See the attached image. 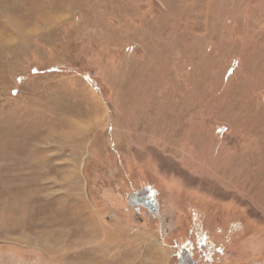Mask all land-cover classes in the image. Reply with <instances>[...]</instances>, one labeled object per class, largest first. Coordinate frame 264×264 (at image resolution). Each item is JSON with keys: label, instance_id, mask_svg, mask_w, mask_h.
Listing matches in <instances>:
<instances>
[{"label": "rangeland", "instance_id": "1", "mask_svg": "<svg viewBox=\"0 0 264 264\" xmlns=\"http://www.w3.org/2000/svg\"><path fill=\"white\" fill-rule=\"evenodd\" d=\"M185 249L264 264V0H0V264Z\"/></svg>", "mask_w": 264, "mask_h": 264}, {"label": "flooded vegetation", "instance_id": "2", "mask_svg": "<svg viewBox=\"0 0 264 264\" xmlns=\"http://www.w3.org/2000/svg\"><path fill=\"white\" fill-rule=\"evenodd\" d=\"M147 189L151 188H145L140 190L137 193V198L134 199V204H131L132 206H135L137 208H140L145 210V212L149 214H158V210L160 207V202L157 198V192L155 193V199L157 201V206L155 207V204L151 202L152 199H154L153 196H149V192L146 191V194L143 192ZM129 199L131 200V196H129ZM156 208V209H155ZM156 212V213H155ZM176 264H198V262L191 256V253L188 249H185L183 253L180 255L179 260Z\"/></svg>", "mask_w": 264, "mask_h": 264}, {"label": "water", "instance_id": "3", "mask_svg": "<svg viewBox=\"0 0 264 264\" xmlns=\"http://www.w3.org/2000/svg\"><path fill=\"white\" fill-rule=\"evenodd\" d=\"M146 191L149 192V196H153V197H154V199H152L151 202H152L153 204H155V207H156V206H157V201H156V199H155V193H156V191L153 190V189H147V190H145V191H143V192L146 194ZM136 198H137V193L131 195L130 204H134V199H136ZM155 209H156V208H155Z\"/></svg>", "mask_w": 264, "mask_h": 264}, {"label": "bare ground", "instance_id": "4", "mask_svg": "<svg viewBox=\"0 0 264 264\" xmlns=\"http://www.w3.org/2000/svg\"><path fill=\"white\" fill-rule=\"evenodd\" d=\"M32 192V191H31ZM6 211V210H5ZM89 220H94L93 215L89 217ZM47 237V235H46Z\"/></svg>", "mask_w": 264, "mask_h": 264}]
</instances>
